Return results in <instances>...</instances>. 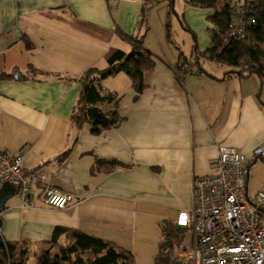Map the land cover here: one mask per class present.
Wrapping results in <instances>:
<instances>
[{
	"label": "crops",
	"instance_id": "1",
	"mask_svg": "<svg viewBox=\"0 0 264 264\" xmlns=\"http://www.w3.org/2000/svg\"><path fill=\"white\" fill-rule=\"evenodd\" d=\"M157 1L0 0V74L14 75L0 80V149L22 154L25 175L40 180L29 205L16 193L1 210L5 241L51 242L64 228L122 247L135 264H156L162 227L176 228L179 213L193 208V180L215 174L210 162L218 147L251 157L264 143V84L207 54L214 9L187 5L189 53L179 49L174 57L164 49L162 56L145 45ZM132 37H143L153 55L142 93L125 73L100 79L113 101L97 106L106 114L117 111L122 122L98 135L88 123L76 126L83 74L111 67L108 56L115 52L130 55ZM183 56L205 74H180ZM99 160L120 166L100 169ZM255 163L250 200L264 191V181L258 191L250 188ZM44 187L74 201L64 210L44 205L38 198ZM57 240L65 244L67 237Z\"/></svg>",
	"mask_w": 264,
	"mask_h": 264
},
{
	"label": "built area",
	"instance_id": "2",
	"mask_svg": "<svg viewBox=\"0 0 264 264\" xmlns=\"http://www.w3.org/2000/svg\"><path fill=\"white\" fill-rule=\"evenodd\" d=\"M229 8L231 19L226 29L219 32L217 54L244 40L257 26V18L244 4L230 3ZM177 67L182 75L205 74L198 64L180 61ZM249 67L248 63L242 66L244 70ZM258 161L264 162V143L251 157L226 145L218 147L217 157L210 162L215 174L193 180L194 206L177 217L176 226L185 231L186 240L175 250L174 264H264V191L250 200L247 185L250 167ZM39 183V178L25 175L22 154L12 156L0 149V189L5 184L13 186L25 207L37 194ZM38 198L58 210L67 209L74 201L72 194L53 187H44Z\"/></svg>",
	"mask_w": 264,
	"mask_h": 264
},
{
	"label": "trees",
	"instance_id": "3",
	"mask_svg": "<svg viewBox=\"0 0 264 264\" xmlns=\"http://www.w3.org/2000/svg\"><path fill=\"white\" fill-rule=\"evenodd\" d=\"M228 2L222 5L218 0H188L187 4L197 8L214 9L210 22L214 25L212 31V46L207 50L209 59L221 65L233 68V73L239 76L250 77L255 75L264 84V0H245L244 6L250 10V14L257 18V26L250 30L246 38L233 43L217 54L220 47V34L231 19ZM148 8L143 9V17L146 18ZM169 30V29H168ZM135 40L130 55L115 52L108 56L112 66L106 70L91 68L83 74L81 82L83 92L74 109L73 122L81 127L88 123L94 135L112 127H117L122 122L118 112L106 114L99 109L97 104L111 103L113 99L102 92L97 81L105 79L109 75L125 73L132 80L135 90L140 94L143 91V76L147 68L153 66V55L144 50L143 37H132ZM195 43V41H194ZM197 48L194 44V55ZM122 58V64H114V59ZM182 58V56H181ZM184 58V56H183ZM184 61L189 63L188 58ZM250 65L248 70L242 68L243 64ZM13 74H0V80L12 79ZM108 163L106 170H112L120 164L117 161H98V168ZM3 222L0 219V229ZM163 243L157 256L156 264H174L173 255L176 247L183 243L184 235L177 231L175 225L162 227ZM60 235H66L65 244L58 242ZM0 264H135L134 256L113 243L91 237L87 234L70 229H57L51 242L32 244L29 242H7L0 231Z\"/></svg>",
	"mask_w": 264,
	"mask_h": 264
},
{
	"label": "rangeland",
	"instance_id": "4",
	"mask_svg": "<svg viewBox=\"0 0 264 264\" xmlns=\"http://www.w3.org/2000/svg\"><path fill=\"white\" fill-rule=\"evenodd\" d=\"M188 0H158L157 7L152 11V26L146 38L145 45L150 47V51L155 55H162L165 49L166 53H170L174 57L177 56L179 49L186 54L189 53V47L192 44V36L187 32L188 22L185 18V9ZM245 0H218V4L222 5L228 2L242 4ZM149 2L148 7H151ZM153 8V7H151ZM170 28V33L168 29ZM145 35V32H143ZM196 45V44H195ZM132 50V47H130ZM209 60L204 59L203 64L207 65ZM253 176L250 188L259 190L264 181V162L258 161L252 167Z\"/></svg>",
	"mask_w": 264,
	"mask_h": 264
},
{
	"label": "water",
	"instance_id": "5",
	"mask_svg": "<svg viewBox=\"0 0 264 264\" xmlns=\"http://www.w3.org/2000/svg\"><path fill=\"white\" fill-rule=\"evenodd\" d=\"M17 78V77H16ZM16 189L10 184H5L0 189V211L5 207L6 203L15 196ZM176 230H182V227L177 226Z\"/></svg>",
	"mask_w": 264,
	"mask_h": 264
}]
</instances>
